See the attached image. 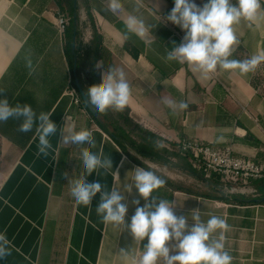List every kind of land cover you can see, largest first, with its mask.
I'll list each match as a JSON object with an SVG mask.
<instances>
[{
    "label": "crops",
    "instance_id": "1",
    "mask_svg": "<svg viewBox=\"0 0 264 264\" xmlns=\"http://www.w3.org/2000/svg\"><path fill=\"white\" fill-rule=\"evenodd\" d=\"M121 2V11L114 14L106 10L104 0H87L101 37L96 64L102 60L104 67L96 70L101 83V71L124 69L131 90L128 117L166 150L163 159L139 154L150 163L127 148L138 162L131 160L74 103L64 32L55 24L60 14L66 15L55 1L0 0V89L4 90L0 99L6 98L11 106L29 104L37 114L49 113L58 128L49 137L52 148L44 156L39 154L36 127L20 133L22 118L0 123V233L10 242L11 252L0 264H137L147 238L136 241L127 224L137 207L133 201L139 199V206L145 201L134 187L125 192L134 185L138 167L166 181L153 196L173 203L176 215L187 216L190 225L196 213L204 222L212 215L227 222L223 242L232 264H264V177L251 180L243 191L228 192L216 178L205 180L191 172L186 156L175 147L178 140L195 138L229 145L236 155L264 163V62L247 74L220 68L204 74L193 65L168 61V51L185 34L166 19L174 0ZM194 2L202 7L206 0ZM261 5L255 22L242 19L234 25L239 43L229 59L242 61L264 54V0ZM78 13L80 39L88 45L92 27L82 6ZM129 14L150 26L146 35L128 31L124 21ZM28 59L34 72L26 66ZM87 70L84 57L82 74ZM164 99L183 101L189 107L173 113ZM68 127L91 131L95 146L64 147L60 133ZM84 147L102 159H112L111 169H98L87 180L99 182L104 191L124 193L125 226L103 222L96 212L100 193L88 206L77 205L71 196L70 181L83 171ZM220 235L217 230L213 238Z\"/></svg>",
    "mask_w": 264,
    "mask_h": 264
},
{
    "label": "clouds",
    "instance_id": "2",
    "mask_svg": "<svg viewBox=\"0 0 264 264\" xmlns=\"http://www.w3.org/2000/svg\"><path fill=\"white\" fill-rule=\"evenodd\" d=\"M106 10L116 14L123 7L121 0H104ZM261 0H206L203 6H198L194 0H174V7L167 15V21L180 27L184 37L179 45H174L166 56L168 61L195 66L204 74H211L218 68L223 70H238L241 74L254 71L262 62L264 54H256L245 60L229 59L238 44V37L234 29L241 20L253 23L261 10ZM129 32L144 36L150 26L144 19L129 14L124 21ZM26 66L30 73L35 69L30 59ZM104 67V62L98 61L97 70ZM102 82L93 84L85 91V103L101 116L109 110L123 112L131 98L130 85L123 68L111 67L101 71ZM0 89V93H3ZM163 103L175 113L177 109L184 110L189 105L183 101L177 103L171 99H164ZM49 113L37 114L29 104H15L11 106L6 98L0 99V123L9 119L19 120L20 133H28L36 127L39 133V154L48 155L52 148L50 136L57 133V125L51 120ZM67 119V118H66ZM60 142L64 147L85 144L95 146L92 132L87 129L79 131L68 127L60 133ZM83 171L79 178L70 181V193L77 205L88 206L97 193H100V202L96 212L104 223H113L125 226V216L128 205L124 202L126 196L117 189L111 192L103 190L97 182H88L87 177L98 169H111L113 162L110 158L102 159L84 147L81 151ZM121 160V166L124 163ZM67 175V174H66ZM166 181L153 171L136 168L134 185L128 186L125 193H131L133 187L138 195L144 199L143 206L140 200H134L137 205L127 228L136 241L147 238L142 255L137 264H232V256L225 250L223 232L227 231V222L215 215L210 216L207 222L201 220L198 213L192 215L190 225L187 216H177L173 203L157 199L153 193L164 186ZM151 197V202L149 198ZM194 211V210H193ZM221 230L219 239L213 234ZM7 237L0 233V260L11 255ZM121 254L126 255L125 250Z\"/></svg>",
    "mask_w": 264,
    "mask_h": 264
},
{
    "label": "trees",
    "instance_id": "3",
    "mask_svg": "<svg viewBox=\"0 0 264 264\" xmlns=\"http://www.w3.org/2000/svg\"><path fill=\"white\" fill-rule=\"evenodd\" d=\"M59 12L64 13L67 16V24L64 26V40H65V54L70 71L73 65V56L76 55V71L79 83L85 92L87 88L93 84H99V75L96 70V61L99 57L101 48V37L97 32L94 21L90 12L87 0H75V8L77 14V28L75 34V49L74 52L71 51V41H72V11H73V1L74 0H54ZM84 8L87 20L92 27V38L88 45H83L80 39V32L78 29V16L79 8ZM86 57L88 61V70L86 73L82 74L81 71V60ZM71 84L75 89L73 79H71ZM77 94V91L75 89ZM78 96L79 105H81L94 123L108 136H110L113 141L118 145L121 151L127 155L131 160L138 162L128 151L127 148H131L134 152L138 154H143L153 159H163V154L166 150L159 147L156 143V137L148 131L143 130L137 124H135L128 117V109L125 108L123 112H115L109 110L106 115L101 116L96 113V115H91L88 110L84 107L81 98ZM127 127V130H126ZM191 172H195L194 170ZM223 200H228L227 197L218 196Z\"/></svg>",
    "mask_w": 264,
    "mask_h": 264
},
{
    "label": "built area",
    "instance_id": "4",
    "mask_svg": "<svg viewBox=\"0 0 264 264\" xmlns=\"http://www.w3.org/2000/svg\"><path fill=\"white\" fill-rule=\"evenodd\" d=\"M63 32L67 18L60 14L55 22ZM74 92V103L78 97ZM176 150L186 156L192 170L203 179L216 178L228 192L243 191L251 180L264 177V163L236 155L229 145H213L195 138L178 140Z\"/></svg>",
    "mask_w": 264,
    "mask_h": 264
},
{
    "label": "water",
    "instance_id": "5",
    "mask_svg": "<svg viewBox=\"0 0 264 264\" xmlns=\"http://www.w3.org/2000/svg\"><path fill=\"white\" fill-rule=\"evenodd\" d=\"M75 0L73 1V11H72V41H71V51L74 52L75 49V34H76V28H77V14H76V8H75ZM72 79H73V83L75 86V89L77 91V94L79 95V97L81 98V101L84 105V107L88 110V112L91 115H96L95 112L92 110V108H90L86 103H85V92L83 91L78 77H77V71H76V56H73V65H72Z\"/></svg>",
    "mask_w": 264,
    "mask_h": 264
},
{
    "label": "rangeland",
    "instance_id": "6",
    "mask_svg": "<svg viewBox=\"0 0 264 264\" xmlns=\"http://www.w3.org/2000/svg\"><path fill=\"white\" fill-rule=\"evenodd\" d=\"M126 130H127V127H126ZM129 149L132 151L133 155L136 156V157H138L140 160L145 161L147 163L149 162L146 158L140 156L138 153L134 152L131 148H129Z\"/></svg>",
    "mask_w": 264,
    "mask_h": 264
}]
</instances>
